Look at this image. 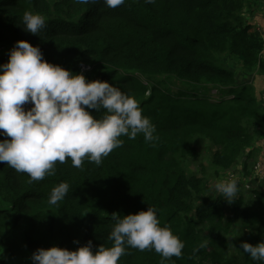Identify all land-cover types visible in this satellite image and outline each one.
<instances>
[{
    "label": "trees",
    "instance_id": "1",
    "mask_svg": "<svg viewBox=\"0 0 264 264\" xmlns=\"http://www.w3.org/2000/svg\"><path fill=\"white\" fill-rule=\"evenodd\" d=\"M263 3L126 0L112 9L103 0H0V64L8 61L17 41L39 46L46 61L132 95L158 137L146 142L142 134L134 140L122 136V147L99 166L85 159L75 168L68 159L57 162L54 175L31 183L26 173L0 163V264H32L39 248L74 251L88 241L93 251L111 246V214L123 217L149 206L159 210L161 226L185 245L179 258L165 264H258L243 250L229 253L234 223L226 216L228 202L213 195L205 179L186 165L199 157L197 137L213 146L211 163L222 171L241 157L248 159L245 153L254 142L264 141V112L256 92L237 83L224 61L238 58L242 70L258 69L264 77ZM25 11L45 17L39 35L25 30ZM60 182L69 183V193L50 204ZM241 202V196L232 202L242 218L240 229L262 236L264 218L250 207L240 208ZM205 240L207 246L200 248ZM250 240L255 246L256 239ZM160 261L154 250L129 248L119 264Z\"/></svg>",
    "mask_w": 264,
    "mask_h": 264
},
{
    "label": "clouds",
    "instance_id": "2",
    "mask_svg": "<svg viewBox=\"0 0 264 264\" xmlns=\"http://www.w3.org/2000/svg\"><path fill=\"white\" fill-rule=\"evenodd\" d=\"M74 2L95 4L99 0ZM125 2L103 0L112 9ZM22 23L33 35L46 27L45 17L31 11H25ZM260 28L264 40V29ZM8 57L0 64V136L5 137L0 140V163L26 173L30 183L54 175L57 162L63 164L68 159L75 168L85 159L99 166L114 149L122 147V136L134 140L142 134L146 142L158 138L139 102L118 87L106 81H89L82 72L52 64L44 59L39 46L24 40L15 43ZM85 69L88 67L82 66ZM89 110L103 111V115L94 116ZM69 189V183L60 182L53 188L49 203L65 199ZM215 189L228 203L239 191L235 179L218 182ZM158 211L149 206L147 211L123 217L112 213L111 246L102 244L93 251L94 245L88 241L74 251L58 246L39 248L30 259L32 264H119L128 249L135 248L154 250L161 256L160 264H165L173 256L179 258L185 245L167 225L161 226ZM206 246L207 240L199 245ZM239 247L253 261L264 264V242L255 246L243 242Z\"/></svg>",
    "mask_w": 264,
    "mask_h": 264
},
{
    "label": "rangeland",
    "instance_id": "3",
    "mask_svg": "<svg viewBox=\"0 0 264 264\" xmlns=\"http://www.w3.org/2000/svg\"><path fill=\"white\" fill-rule=\"evenodd\" d=\"M260 8V12L263 14L264 3L260 4ZM263 17L264 15H262V19H264ZM250 22L252 21L250 20ZM262 22L263 20L259 24V28L261 26L264 29V23L262 25ZM224 61L236 74L237 83L250 86L255 90L259 100V107L264 112V100L262 99V97L264 98V77L262 73L258 69L253 71L242 70L240 68L241 61L238 58L227 56ZM196 146L199 157L196 160L188 162L186 169L189 172L191 171L203 177L213 195H221L215 189V185L218 182L235 179L238 182L239 191L234 200L241 196L242 202L240 208L250 207L251 210L258 212L264 218V198L258 199V193L264 195V169L257 170L255 168L259 163L264 164V143L261 140L255 141L251 147V152L247 151L245 153V155L249 154V158H239L237 164L226 171L219 170L212 165L211 153L213 146L208 141L202 137H197ZM228 205L226 216L234 223V229L229 236V240L231 241L229 253L232 255H240L242 251L239 247L240 244L250 239H256V241H253L257 242L256 245L264 242V234L262 236H254L255 231L251 230L247 233L240 229L239 226L242 224V218L239 212L235 211L232 203H228Z\"/></svg>",
    "mask_w": 264,
    "mask_h": 264
},
{
    "label": "built area",
    "instance_id": "4",
    "mask_svg": "<svg viewBox=\"0 0 264 264\" xmlns=\"http://www.w3.org/2000/svg\"><path fill=\"white\" fill-rule=\"evenodd\" d=\"M257 170H259V169H264V164H261V163H259V164H257V166L255 167ZM263 179H264V175H263ZM264 182V181H263ZM263 185H264V183H263Z\"/></svg>",
    "mask_w": 264,
    "mask_h": 264
},
{
    "label": "crops",
    "instance_id": "5",
    "mask_svg": "<svg viewBox=\"0 0 264 264\" xmlns=\"http://www.w3.org/2000/svg\"><path fill=\"white\" fill-rule=\"evenodd\" d=\"M264 21V20H263Z\"/></svg>",
    "mask_w": 264,
    "mask_h": 264
}]
</instances>
